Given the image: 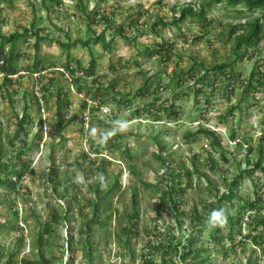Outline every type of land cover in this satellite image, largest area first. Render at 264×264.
Instances as JSON below:
<instances>
[{
  "label": "rangeland",
  "instance_id": "obj_1",
  "mask_svg": "<svg viewBox=\"0 0 264 264\" xmlns=\"http://www.w3.org/2000/svg\"><path fill=\"white\" fill-rule=\"evenodd\" d=\"M209 1L0 0V36L30 29L46 38L38 51L34 36L16 42L17 73L9 80L0 68L2 160L27 165L20 179L10 177L15 188L0 185V264L36 259L39 251L48 264H264V172L254 168L259 158L264 166V83L249 81L252 70L264 81V30L239 60L229 36L232 25L264 9L212 3L207 28L189 18L180 28L156 24ZM100 33L114 39L109 50L82 44ZM68 41L74 44L66 50L60 43ZM160 41L171 45L167 57L153 53ZM10 50L5 43L0 60ZM232 62L229 79L227 69L213 71ZM171 101L179 113L168 118L163 106ZM24 113L20 154L15 133ZM199 129L213 131L219 143ZM158 144L163 160L155 156ZM244 171L234 199L220 202ZM171 173L180 176L181 190L162 201ZM116 181L110 207L101 206L97 216L104 226L88 228L97 194ZM256 193L259 208L243 210ZM211 209L235 215L233 243L223 215L213 217L223 241L211 238ZM131 213L137 218L129 223ZM188 248L197 258L184 255Z\"/></svg>",
  "mask_w": 264,
  "mask_h": 264
},
{
  "label": "trees",
  "instance_id": "obj_2",
  "mask_svg": "<svg viewBox=\"0 0 264 264\" xmlns=\"http://www.w3.org/2000/svg\"><path fill=\"white\" fill-rule=\"evenodd\" d=\"M220 2H226L228 5L230 6H236L239 4L244 5V7L249 10V11H254V10H260V9H264V0H210L207 3H202L198 8H194L192 6H188L185 8H182L179 12L178 15H176L172 21L170 22H164L162 20H159L156 24H160L164 27H170V28H180L179 24L185 19V18H189L191 20H194L196 22H198V24L203 27V28H207L212 24V21L210 19H207L206 16V7L210 6L212 3H220ZM237 30H241V32H237ZM264 30V13H261L258 16H255L252 20L250 21H246L240 24H236V25H232L229 29V36L230 35H234V45H233V51L234 54L236 56V60H239L242 58L243 54L239 55V51L242 48H250V47H254L257 44H259L262 40L261 38V33ZM34 36L35 37V41H34V48L35 51L39 50L40 47V43L45 41L46 38L42 37L39 35L38 31H31L30 29H25L23 33H12L9 34L7 36H0V41H1V46H0V57L2 56V48L3 45L5 43H10L11 44V50L9 51V55L8 57H3L4 59V64L2 66H0L1 70L5 73V81L9 80V76L11 74H16L17 73V69L14 67L13 62H12V55H13V47L16 45V42L22 38V37H28V36ZM90 42L93 43H102V46L104 49L109 50L114 42V39H110L109 42L105 41L104 35L103 33L98 34L96 37H94L93 39H88L87 41L83 42L82 44L87 46ZM61 46H63V48H65L66 50H68L72 44L74 43H70L69 41L67 43H60ZM147 48V47H146ZM171 50V45L169 44L168 41H160L157 42L154 46L153 49V53L159 56H166L167 54H169V51ZM163 54H165L163 56ZM233 63H221L219 65H214L213 66V71H223L224 69H227L226 75L224 76L225 79H229L231 76V72H232V66ZM70 66V64H67L68 68ZM95 68V62L94 60H91L89 65H88V70L89 73H93V70ZM206 75V74H205ZM202 76L200 78L199 81H203L205 80L206 76ZM255 75V71L252 70L250 73V77H249V81H257L258 85H262L264 83L263 79L261 77L258 78H254ZM177 81H179V79H177ZM252 84V82H250ZM258 85H250L252 86L251 88L255 89L257 88ZM202 90V89H199ZM163 110L166 112V116L168 118L172 117V116H176L178 115V111H177V106L174 103V101H171L167 106H163ZM136 112H139V110H137ZM155 118L157 120H159L160 116L155 115ZM28 119V115L27 113H24L19 121H18V129L15 133V138L20 140V149H19V153L20 154H25L26 151L24 150V146L26 145L25 140L22 139L21 137V132H23L24 130V122H26ZM29 122V121H28ZM199 132L201 133H205L208 134L209 136L213 137V142L215 143H219V140L214 136V132L210 131L208 129H199ZM234 136V135H233ZM114 138V137H113ZM113 138L110 139V141H113ZM159 153H156L155 156L157 159L159 160H163L162 158V154H161V150H162V146L159 145ZM250 150V149H248ZM260 151V150H259ZM2 153H1V149H0V185L8 187V188H15L16 187V181H13L10 177L11 176H15L17 179H20L26 168L27 165L24 164L22 165L20 168H16V164H8L5 161L2 160ZM260 162L261 159L259 158L255 163H254V168H259L264 172V166H260ZM101 170V176H103L104 178V170L103 168L100 169ZM3 172V173H1ZM248 174V171H244L242 173H240L235 179H233L230 182V185L227 189V191H225L224 193H222L219 197V201L223 202V201H232L234 199V197L236 196L237 192L235 191V189L238 188L239 186V182L241 179L244 178L246 173ZM3 174V175H2ZM100 176V177H101ZM171 177V181L169 183V185H167V190L166 192H164L162 194V201L164 198L168 197L169 199L173 198L174 194L177 192H180L179 190L181 189H176L175 186H177L176 184H180V180L178 178H180L179 175H174V173L171 175H169ZM174 180H177V183L173 182ZM101 182L100 180L98 181L97 187L95 188L96 191L99 190L100 186H101ZM119 185L117 183V181L113 184V186L111 188L108 189L107 194L104 195H100L97 194L96 198L97 201H95L93 203V210L95 211L96 216L93 217L90 221H88V223H86L87 227L89 228L91 226V224H96L98 226H104V220L101 218H97L99 210H101V206L103 208H108L110 207V202H108L107 200V196L109 194H111L113 192V190L115 188H117ZM257 194V193H256ZM262 196L260 194H257L255 199L253 201H250L246 204H244V207H241L243 210L246 208H248L249 210H253L256 211L257 208H259V203L261 201ZM239 209V211H241L242 209ZM214 212V209L210 210V214H209V220H210V227L213 228L212 234H211V238L216 240L217 242L223 241L224 237H223V233L220 230V228L215 224L214 222V218L212 216V213ZM223 212V218L227 221L228 227H229V231L226 234L227 238L230 240V242H234V234L232 232V229L234 228V226L236 225V217L234 214H231L230 212H228L226 209L222 210ZM208 216V215H207ZM137 218V214L136 213H131L129 215H127V219L129 223H132L135 221V219ZM238 220L237 219V224H238ZM261 223L264 224V219L261 220ZM1 226L4 225H0ZM133 225H130L129 228H127L126 230V235L127 237L131 236L132 232H133ZM49 229L45 228L44 231H48ZM238 232L239 231V227H238ZM84 249H85V256L92 258L94 251L91 248L90 245L86 244L84 245ZM190 254H192L193 258H197L198 256V251H193L191 252L190 249L188 248L186 251H184V255L189 256ZM73 259V257H71V260ZM199 262H205L204 260H201ZM20 264H48L47 259L45 258V255L43 252H38L37 253V258L36 259H24L22 258L20 261ZM192 264H198L196 262L192 263Z\"/></svg>",
  "mask_w": 264,
  "mask_h": 264
},
{
  "label": "clouds",
  "instance_id": "obj_3",
  "mask_svg": "<svg viewBox=\"0 0 264 264\" xmlns=\"http://www.w3.org/2000/svg\"><path fill=\"white\" fill-rule=\"evenodd\" d=\"M117 123L119 124V126L121 128L124 127V123L123 122H117ZM74 179H77V178H74ZM103 179H104L103 176L99 177V180H100L101 183L103 182ZM221 215H223L222 210L221 211H215V212L212 213L213 217H217V216H221Z\"/></svg>",
  "mask_w": 264,
  "mask_h": 264
},
{
  "label": "built area",
  "instance_id": "obj_4",
  "mask_svg": "<svg viewBox=\"0 0 264 264\" xmlns=\"http://www.w3.org/2000/svg\"><path fill=\"white\" fill-rule=\"evenodd\" d=\"M3 64H4V59H1L0 60V66H2ZM102 110H103V112H107V108H105V107Z\"/></svg>",
  "mask_w": 264,
  "mask_h": 264
}]
</instances>
